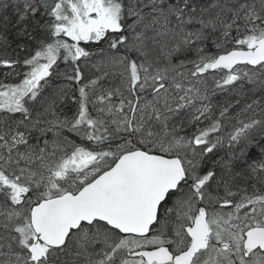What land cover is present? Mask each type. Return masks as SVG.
Wrapping results in <instances>:
<instances>
[{
  "label": "snow or ice",
  "instance_id": "obj_1",
  "mask_svg": "<svg viewBox=\"0 0 264 264\" xmlns=\"http://www.w3.org/2000/svg\"><path fill=\"white\" fill-rule=\"evenodd\" d=\"M0 264H264V0H0Z\"/></svg>",
  "mask_w": 264,
  "mask_h": 264
},
{
  "label": "trees",
  "instance_id": "obj_2",
  "mask_svg": "<svg viewBox=\"0 0 264 264\" xmlns=\"http://www.w3.org/2000/svg\"><path fill=\"white\" fill-rule=\"evenodd\" d=\"M3 71H5L4 69H0V73H2Z\"/></svg>",
  "mask_w": 264,
  "mask_h": 264
}]
</instances>
